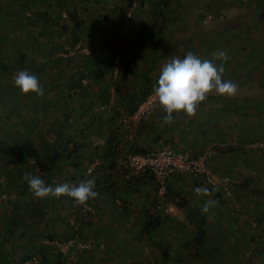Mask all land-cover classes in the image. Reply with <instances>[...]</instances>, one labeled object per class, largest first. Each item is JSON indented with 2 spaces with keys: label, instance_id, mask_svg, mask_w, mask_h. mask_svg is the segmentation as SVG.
<instances>
[{
  "label": "trees",
  "instance_id": "16d2710c",
  "mask_svg": "<svg viewBox=\"0 0 264 264\" xmlns=\"http://www.w3.org/2000/svg\"><path fill=\"white\" fill-rule=\"evenodd\" d=\"M134 1L126 0L127 8ZM136 1L138 7L144 6L147 0ZM220 1L222 7L219 8L216 7L219 5V1H205L204 7L210 9L211 13H205L203 10L196 11L198 14L197 18L194 17L191 38L181 39V33L179 35L177 32L171 31L176 29L175 23H179L183 19L185 21L181 24H187L186 18L179 16L184 13L183 10L187 8L188 1L155 0L154 4L152 0H148V4L151 6L149 9L151 10L149 11L151 19L149 16L147 22L151 21L152 25L149 27L146 26L147 23H144L141 28L150 29L134 38V33L130 30L128 36L123 38L129 40L123 51L122 45L118 46L115 40L122 39L119 36V30L125 22L124 11L119 12L118 16L120 17L114 26L108 28L106 34L109 35V39L100 36L94 27L89 25L87 18L82 15V11L88 10L87 5H91V3L97 8L100 7L98 5L100 0H0V76L3 77L0 83V176L4 177L3 181H0V264H17L31 255H37L43 264H48L50 255L56 258L55 264H79L78 254H88V256L91 254L89 262L85 264L92 262L94 243L84 234L75 232L71 236L77 235L82 241L91 243L92 248L81 250L77 253L76 260H69L68 263L65 256L43 242L46 238L53 239L59 236L58 232L52 228L49 229L47 217L49 215L51 219L54 217V222L60 220L62 223L64 220L54 215L51 204L54 197L36 198L29 190L23 176L26 172H31L53 186L61 183L60 176L63 174L69 175L68 179L65 178L66 180L72 179L74 182L95 178L96 191L101 188L109 190L106 187H111L110 181L117 175V157L134 152L141 153L136 150L123 151V148H120V142H117L116 139L113 140L109 135L115 134V130L121 128L123 137L125 128L118 122L119 117L121 114H131L139 102L153 90L157 82L158 77L146 78L144 86L139 88L138 92L134 91L124 106V99L121 95L124 92V84L127 82L128 76L135 73L138 58L141 56L142 49H145V39L150 38L151 41L160 43L161 53L169 57L170 60L173 57L183 58L189 51L203 59L200 54L206 46H209L213 55L207 56L206 59L219 65L221 61L217 59V56L220 51H224L228 59L223 64V79L231 80L239 88H243V84L253 85L258 81L259 86L257 87L264 89V78L262 79L264 77V44L261 46L260 42V35H264V27L260 30L259 24L254 25L252 28H258L259 31L254 30L248 33L251 27L246 24L244 17L249 11V6L247 4L242 6L240 0ZM175 7L176 10L172 9ZM226 7L230 11L226 10L224 14L222 8ZM136 9L133 11V16ZM112 10L114 9L112 8ZM236 11L237 15L234 14ZM214 12L221 14V23L216 26H206ZM230 14H234L235 18L229 21ZM206 16L208 18L205 21ZM198 21L205 26L197 25ZM225 21H229L230 24L226 23L225 26ZM157 30L158 32H156ZM216 33H218L217 38L215 37ZM143 35L145 38L138 42ZM195 42L198 44L195 45ZM217 42H221L219 46ZM246 42H249L250 46H247ZM175 44H178V49L175 48ZM133 47L136 48L133 50ZM30 53L36 55L30 56ZM115 56H119L120 61L116 68V74H114ZM37 57L44 59L43 61L38 60ZM99 63H103V71L97 73V84L101 87L97 90L96 95L91 97L92 100L84 103L83 100L87 97L85 92L94 85L92 84L94 78L91 67L93 64ZM84 68H88V70L84 71ZM18 69H27L38 77L44 87L43 96H37L31 92L21 93L14 86L13 77ZM260 77L261 80H259ZM83 79H86V84H82ZM111 88L112 99H110ZM115 95H117L115 104L118 107L113 105ZM125 97L127 98V95ZM254 100L249 106L251 112L252 109L253 112L259 110V107L254 105ZM229 102V104L234 103L233 105H235L230 108L237 107V111L239 110L238 98L231 99ZM156 109L158 110L154 109L153 112L157 111L165 116L162 108ZM263 110L264 107H261L259 111ZM145 121H142L138 128ZM108 126L110 127L109 134L106 137L104 128ZM136 135L137 132L131 139H123L126 142H131ZM93 136L102 138L103 144L93 147L91 145ZM242 140L246 147H249V144L254 141H264V134L249 140L245 138ZM88 146L99 149L100 157L95 156L91 160L88 157V162L84 163L81 161V154L89 151ZM225 148V153L229 154L235 149L229 145ZM249 148L253 151L264 149ZM96 155L98 154L96 153ZM95 158L99 160V163L94 166L91 173H87V166ZM29 160H32V164L29 163ZM105 171L108 172L105 173ZM211 171L220 176L228 175L236 180L232 183L233 194L230 198L222 195L220 190L203 184L204 188L208 190L207 193L222 205H225L227 200H232L235 193L242 188L251 187V182L254 181L251 177L241 180L229 173L219 174L212 169ZM255 172L256 176L264 183V170L257 169ZM188 175L195 178L191 174ZM140 177L122 179L132 181ZM195 179L202 182L201 178ZM252 189L259 194L260 190L256 188V185ZM108 190L106 192H109ZM263 192L264 188L260 194ZM111 194L112 192H110ZM164 198L178 209L188 202L180 192L168 188L167 181ZM62 199L63 202L71 201L72 203L71 197L62 196ZM88 201L94 207L93 199ZM250 201H252V205L248 213L255 220L256 228H259L264 222V201H259L256 198ZM151 203L153 211L148 214V219L140 229L141 237L144 239L148 237V240H151L150 236L159 231L162 226L160 219L162 213L155 210L154 197ZM73 207L77 209L74 205ZM193 213L198 216H193ZM209 217L200 208H190L185 217L190 226H181V230L175 232H180L186 237L184 243L188 245L180 244L182 248H187L190 246L189 243L194 241L192 248L197 249L196 253L200 254L198 258L194 257V250L187 260L174 258L172 257L174 254L169 253V248L165 244H163V249L159 250L160 253L155 256L152 252L156 253V246L149 244L148 251L151 254L144 255L145 259L142 261L141 255L144 251L137 250L136 253L134 252L137 260L130 264H164L165 260L167 263L169 262L170 256L173 258L172 260L176 259L179 264H254L250 257L256 258L254 261L257 264H264V241L259 235L250 234L246 239L242 235L236 234L234 243L230 242V236H227L225 240H220L225 235H206L204 234L206 230L212 231L213 228L217 230L224 223L219 211L210 213ZM233 229L231 228V230ZM219 230L221 232V229ZM241 239L251 242L259 241V245L243 254L239 247ZM235 240H238V243ZM249 246L251 247V245ZM165 250L166 258L164 259L163 251ZM119 259L128 264L130 256L121 253ZM80 264H84V260Z\"/></svg>",
  "mask_w": 264,
  "mask_h": 264
},
{
  "label": "crops",
  "instance_id": "0c3cea01",
  "mask_svg": "<svg viewBox=\"0 0 264 264\" xmlns=\"http://www.w3.org/2000/svg\"><path fill=\"white\" fill-rule=\"evenodd\" d=\"M92 6L95 7L94 5ZM150 7V5L137 7L134 15L135 27L132 28L134 33L133 38L138 34L142 35L143 32L150 29L141 28L144 26V23H148L147 21L149 16L151 19V15H149V11H151L149 10ZM87 8H89L88 5ZM137 18H139L140 21H138ZM151 25L152 24L149 22L146 26L150 27ZM191 31L192 28H176L171 32H177L179 35L180 33L181 35L184 33L187 34V38H191ZM156 32H158V30ZM188 34L190 35L188 36ZM144 36L145 35H143L138 42H141L142 38H145ZM118 40H115V43H117L118 46L122 45L121 48L124 51L125 45L129 40L126 38L122 41L119 40V42H116ZM144 44L145 49H142L141 56L138 58L135 73L128 76L127 82L124 84V92L121 94L124 99V106H126L125 104H127V100L134 94V91L138 92V89L144 86L146 78L158 77L162 66L170 61L169 57L161 53L162 48L160 49V43L153 42L149 38L145 39ZM194 44L197 45L198 43L195 42ZM177 45L178 44H175L174 46L178 49ZM135 48L136 47H133V50ZM200 55L203 59H206L207 56H212L213 52L211 51V47L206 46ZM91 69L92 76L94 78L92 84L94 85L89 87L87 89L88 91L85 92L87 97L83 100L84 103L92 100L93 98L91 99V97L96 95L97 90L101 87V85L99 87L97 84V73L103 71V63L93 64ZM86 70H88V68H84V71ZM86 82V79L82 80V84H86ZM111 91L112 88L110 89V92ZM112 95L113 94L111 92L110 99H112ZM125 95H127V98ZM214 97H219L222 101H218L217 99H214ZM249 98L254 97L253 95H250ZM231 99L236 98L234 96L220 95L216 94V92L212 94V92H210L206 96V99L198 105L197 110L193 115H188L183 111L174 112L173 120L165 123L163 119L164 115L154 111L138 128L137 135L133 141L126 142L123 139L124 135L122 137L121 128L116 129L115 134H110L109 137L113 140L116 139L117 142H120V148H123V151L136 150L142 152L162 145H169L172 148L187 151L194 155L201 152L203 148L207 146H214V148L218 147L219 149L216 148L217 150L208 160L209 168L219 174L229 173L240 179L241 176L238 174H244L245 177H251L252 172L254 175L256 174V167L250 163V157L257 158L258 154L250 155L251 151L247 149L246 144L243 143L242 139L245 138L246 140H249L253 137L261 136L264 134V129H254L253 131L252 129L249 130L245 125H239V127L237 125L234 126V123L231 122L233 126L232 129L229 130L226 118L222 114L230 113L228 110H237V107L230 108L235 106L233 105L234 103L231 104L232 106L228 105L230 103L229 100ZM116 100L117 95H115L113 105ZM249 106L251 105H247L246 108L250 109ZM105 109L107 110L109 108ZM207 112H216V118L209 121V116L205 115ZM196 118L197 120L195 121ZM204 118L207 120L205 121ZM198 120H201L199 121L200 127L196 128L195 122L197 123ZM210 127L212 133L209 137L207 135V130ZM109 128V126L104 128L106 137L109 134ZM227 145L235 148L231 154L225 153L224 151ZM88 147L89 151H91L81 154V161L84 163L88 162V157L89 160H91L93 157L100 155L99 149L94 148V150L90 146ZM96 153L98 155H96ZM102 162L106 163L103 160ZM107 172L105 171V173ZM79 182L80 181L78 180L75 184H78ZM110 182L111 187H106L109 188V190L105 188L99 189V195L93 199V204L96 210L94 215H86L75 209L71 201L66 203L63 202L62 199V201L59 202L58 206L54 209V215L63 219L64 222L60 223V220H55V222L48 225L49 229L52 228V230L58 232V238L71 236L75 232L77 234H84L85 237L87 236L94 243V248L92 250L93 254L96 250H98L100 252L99 254L108 251L112 257L116 255L119 256L121 253L123 255L131 256L135 251L143 250V255H145L148 252V245L151 244L156 246V253L152 252L156 256L159 250L163 249V244L165 242L164 238L161 236L158 237L159 235H162V229L176 232L181 230V226H190L185 220L190 208H200L202 210L203 205L207 201L214 202L209 207L207 212L202 210L208 217L210 213L219 211L222 206V203H218L214 200L209 193H197L195 191L196 188L205 187L200 180L192 178L188 174L184 173L172 174L167 179L168 188L175 192H180V194L187 198L188 202L182 206V208H179L181 213L178 216L168 217L160 214L162 226L159 231H156L150 236L151 240H148V237L145 239L141 237L140 229L148 219V214L153 211L151 203L155 189L153 178L150 175H145L136 180L125 181L122 179L121 175L117 173V175H115ZM106 190L109 192H106ZM110 192H112L111 195ZM72 213L74 214L72 215ZM192 215L195 217L198 216L194 213ZM68 216L69 218L67 219ZM72 217L75 218L76 223L74 225L69 222ZM52 219L54 220V217H52ZM46 239H44L43 242H45ZM166 246H169V244ZM78 256L80 263L84 260L85 264L90 260L91 254L90 256H88V254H78ZM55 262L56 258L50 255L48 258V264H55ZM118 263L127 264L124 260L123 262L119 260ZM130 263L131 260L128 264Z\"/></svg>",
  "mask_w": 264,
  "mask_h": 264
},
{
  "label": "rangeland",
  "instance_id": "374dc122",
  "mask_svg": "<svg viewBox=\"0 0 264 264\" xmlns=\"http://www.w3.org/2000/svg\"><path fill=\"white\" fill-rule=\"evenodd\" d=\"M186 1H188L187 2L188 5L186 8L187 10L184 9L183 10L184 13L181 14L179 17L180 18L185 17L187 24L186 25L181 24V22L185 21L183 19L181 22L175 23V28H193L192 24L194 23L195 18H197L196 15L198 14V12L196 13V11L203 10V12L205 11V13L210 12V9H207V7H204L205 1H209V0H196V1L195 0H185V2ZM217 1H219V5H216V7L217 8L222 7L221 3H220L221 1L220 0H217ZM226 1H231V0H226ZM134 2H136V4L138 5V2L136 0ZM152 2L155 3V0H152ZM240 4L242 6L246 5V4L249 6V11H247L246 17H244L246 24L248 26L250 25V27H251V30H249L248 33H251L254 30H257L258 28L254 29L252 27H254V25H258V24H259L260 30H262L264 27V24H262V23H264V0H240ZM92 5H93L92 3H91V5L89 4L88 10L82 11V15L87 18L89 25L91 27H94V29L97 31V33L100 36H102L103 38L107 37V39H109V35L106 34L108 28H111L110 26H114V24L117 22V20L120 17V16H118L120 11H124L126 13V10H128V8L126 6V0H100V2L98 3V5L100 6V7H98L99 9L97 7H93ZM146 5H149L148 0L146 1L145 6ZM112 8L114 10H112ZM172 9L176 10V7L172 8ZM222 10H224V14L226 13V10L230 11L228 9V7L222 8ZM135 13H136V11H135ZM133 14L134 13L132 12V18H133L132 21L133 22H132L131 28L135 27V18L133 16ZM212 14H213V17H212V19H210L208 21V24H206V26H211V25L216 26V25L221 23L220 22L221 14L216 13V12H214ZM234 14L237 15V11ZM234 14L233 15L230 14V16H228L229 21L233 20L235 18ZM207 18L208 17L206 16L204 20L206 21ZM137 20L140 21L139 18H137ZM229 21H227V22L225 21L224 25L226 23H229ZM259 21H261V22H259ZM231 23H233V22H231ZM196 24L201 25V26H205V24H202L200 21H198ZM225 26H223V27H225ZM213 28H214V26H213ZM258 31L259 30H257V32ZM131 32H132V29H131ZM217 34L218 33L215 34L216 38H217V36H216ZM189 35L190 34H188V36ZM186 36H187V34L183 33L181 35V39L187 38ZM117 39H119V38H117ZM260 42H261V46H263L264 35H260ZM217 43L219 46V44L221 42H217ZM245 44L247 46H250L249 42H246ZM34 55H36V54L30 53V56H34ZM37 59L43 61L44 58L43 57H37ZM64 67H66V66L64 65ZM233 72H235V71H233ZM256 77H258V76H256ZM263 78L264 77H262V79ZM2 79H3V77L0 76V83L2 82ZM259 80H261V77L259 78ZM256 82L257 83L254 82L253 85H251V84H245L244 85L243 84V88L237 87L236 92L233 95H231V96H234L235 98H238L239 104L238 103L237 104L240 105V108L238 111L237 110H235V111L228 110V111H230V113H223L222 114L226 118L227 127L229 128V130H231L232 126H233L231 122L234 123V126L237 125L239 127V125H242V126L245 125L249 130L252 129L253 131H254V129H261V130L264 129V110L259 111L261 107H264V105H263L264 104V89L257 87V86H259L258 85L259 82L258 81H256ZM213 93H215L214 90L212 91V94ZM250 95H253L254 98H249ZM245 97H247V98H245ZM257 97H259V98H257ZM256 98L261 100V101H259V100L257 101ZM214 99H217L218 101H222L221 98H219V97H214ZM249 100H251V101H249ZM253 100H254V105L259 107V110L251 112L249 109L246 108V106L250 105ZM228 105H231V104H228ZM205 115L209 116L208 117L209 121L216 118V112H209V113L207 112V113H205ZM196 120H197V118L195 119V121ZM201 120H198L197 123L195 122L196 128L200 127L199 121H201ZM204 120L206 121L207 119L204 118ZM23 129H24V127H23ZM20 130H21V127H20ZM211 133H212V131H211V127H210L207 130V135L210 137ZM209 147H212L213 149H215L214 146H209ZM247 149L249 151H251L250 155L258 154L257 158L250 157V159H251L250 163L255 165L256 170L257 169L264 170V149L257 150V151L250 150L249 147H247ZM30 162L32 164V160H29V163ZM238 175L241 176V179L242 178L244 179L247 177V176L245 177L244 174L243 175L238 174ZM65 178L68 179V175H66V174L61 175L60 176V182L76 185L72 179L68 181ZM251 178L254 180L251 182V184H252L251 187H249L247 189L242 188L240 191L235 193V196L232 200H227L226 204L222 205L220 207L219 212H221L222 219L224 221V223H222V227L218 228L217 230L213 228L212 231L206 230L204 232V234L209 235V236H211L212 234H216V235L217 234H223V235H225L220 240H225L227 236H230L229 240L231 243H234V238H235L236 234L242 235L243 238L250 236V234H255V235H259L261 237V240L264 241V222H262V224L260 225L259 228H256L255 220L253 219L252 215L250 213H248V210H249V208H251V205H252V201H250V200H252L253 198H256L259 201H264V192L262 194H260V192L264 188V183H263V180L259 179L256 176V174L254 175L253 172L251 173ZM3 179H4V177L1 175L0 181L2 182ZM255 185H256V188H259V190H260V192H258L259 194L255 193L252 189L253 186H255ZM61 201H62V196L59 198L54 197V199L51 201L53 209H55L58 206V203ZM73 214L74 213H72V215ZM66 216H65V218H66ZM69 216H71V215H69ZM69 216L67 217V219L69 218ZM46 221L49 224L52 223V219H50L49 217H47ZM53 222H54V220H53ZM253 226H255V227L253 228ZM231 228H234V229L231 230ZM219 229H221V232ZM162 230H163L162 235H159L158 237L161 236L162 238H164V240H165L164 244L165 245L169 244V246H167V247H171V248H169V251H170L169 253L174 254V255H172V257L177 258V259L180 258V259L187 260V258L193 253V250H194V253H193L194 257L198 258V256L200 254L196 253L197 249L195 250L192 248V246L194 245V243H193L194 241L189 243L190 246H187V248H184V247L182 248V247H180V244L181 245H188L187 243H184L186 237H184L183 234H180V232L175 233V232H171L169 230L167 231L166 229H162ZM239 235H237V236H239ZM199 238H201V237L199 236ZM238 238H240V237H238ZM236 242L238 243V240ZM258 242L257 241L256 242L243 241V239H241V241L239 242L240 250L243 251V254H246L247 250L255 249L256 246L259 245ZM249 245H251V247ZM180 250H181V252H179ZM165 252H166V250L163 251V258L164 259L166 258ZM99 253L100 252L98 250H96L94 252L93 259H92V262L90 264H120V263H118L120 260L118 255L112 257V255L108 251L102 252L101 254H99ZM135 253H133V255L130 256L131 262H135L137 260ZM159 253H160V251L156 255H158ZM147 254L149 255L151 253H149V251H148V253H146L145 256ZM141 256H142V261H143L145 259V256L143 254ZM148 257L150 259V256H148ZM172 257L171 256L169 257L170 260L168 263L165 260L164 264H179V262L176 259L172 260L173 259ZM250 258L254 264H257L256 261H254V259H256V258H254V257H250ZM260 261H262V260H260Z\"/></svg>",
  "mask_w": 264,
  "mask_h": 264
},
{
  "label": "built area",
  "instance_id": "2783aa9c",
  "mask_svg": "<svg viewBox=\"0 0 264 264\" xmlns=\"http://www.w3.org/2000/svg\"><path fill=\"white\" fill-rule=\"evenodd\" d=\"M133 2L125 13V22L120 27L119 36L121 41L130 33L132 26V10L136 7ZM87 51V50H86ZM119 56L114 58V74L119 66ZM161 108L153 90L139 102L131 114H121L118 122L125 128L124 139H131L137 132L138 125L146 120L154 109ZM103 139L99 136L91 137V145L101 146ZM251 148H264V141H254L249 144ZM215 153L212 147H206L196 155L187 151L176 150L169 145H162L144 152L119 155L116 159L117 173L124 179H133L143 175H150L155 183L153 197L155 200V210L164 215L178 216L180 210L164 198L166 181L169 176L175 173H188L195 178H201L202 183L214 189L220 190L221 194L230 198L233 194V180L228 175H217L208 166V159ZM99 163L97 158L87 166L86 172L91 173L95 165ZM72 204L82 213L94 215L95 208L89 201L84 204H77L72 199ZM70 224L75 223V218L69 220ZM45 244L65 256L66 262L75 261L77 253L84 249H91L92 244L82 241L77 235L62 238L46 239ZM17 264H43L37 255H31L19 261Z\"/></svg>",
  "mask_w": 264,
  "mask_h": 264
},
{
  "label": "clouds",
  "instance_id": "9594fccd",
  "mask_svg": "<svg viewBox=\"0 0 264 264\" xmlns=\"http://www.w3.org/2000/svg\"><path fill=\"white\" fill-rule=\"evenodd\" d=\"M136 8L137 5L132 12ZM217 59L221 61L219 65L211 60L201 59L189 51L183 58L173 57L162 66L154 85V94L158 99L159 106L165 113L163 117L165 123L173 120L174 112L183 111L188 115L195 114L198 105L213 90L217 94L228 96L236 92L237 85L231 80L223 79V64L228 59L227 54L220 51ZM13 82L21 93L31 92L37 96L44 94V87L38 77L31 74L27 69H18L14 74ZM23 179L27 182L32 194L39 199L68 196L75 203L84 204L99 195L98 191L95 190V178L82 180L76 185L57 183L55 186L46 183L40 176L31 172H26ZM195 191L207 193L208 190L196 188ZM213 203V201H207L202 210L207 212Z\"/></svg>",
  "mask_w": 264,
  "mask_h": 264
}]
</instances>
